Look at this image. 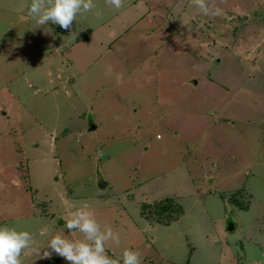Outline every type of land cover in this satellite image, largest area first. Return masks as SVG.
Here are the masks:
<instances>
[{
	"label": "rangeland",
	"instance_id": "rangeland-1",
	"mask_svg": "<svg viewBox=\"0 0 264 264\" xmlns=\"http://www.w3.org/2000/svg\"><path fill=\"white\" fill-rule=\"evenodd\" d=\"M30 3L0 0V226L32 236L20 264H67L37 252L83 239L62 227L80 208L118 264H264V0H183L174 45L150 31L157 0H93L66 30Z\"/></svg>",
	"mask_w": 264,
	"mask_h": 264
},
{
	"label": "clouds",
	"instance_id": "clouds-1",
	"mask_svg": "<svg viewBox=\"0 0 264 264\" xmlns=\"http://www.w3.org/2000/svg\"><path fill=\"white\" fill-rule=\"evenodd\" d=\"M112 8L119 9L121 0H106ZM196 8L203 15L220 16L219 8L209 9L206 0H193ZM95 7L93 0H31L28 15L33 17L36 25L51 22L60 29H69L77 14L87 13ZM64 229L73 230L83 235L82 240H71L62 233L52 235L37 256L47 259L55 254L67 264H118L105 254V244L111 241L119 243L118 235L110 228L101 226L90 215L86 208L72 212L70 218L64 221ZM32 245V236L27 231H17L13 228L0 226V264H20L21 251ZM119 264H140L139 253L128 249L123 250Z\"/></svg>",
	"mask_w": 264,
	"mask_h": 264
},
{
	"label": "crops",
	"instance_id": "crops-1",
	"mask_svg": "<svg viewBox=\"0 0 264 264\" xmlns=\"http://www.w3.org/2000/svg\"><path fill=\"white\" fill-rule=\"evenodd\" d=\"M157 1L159 3V9H157L158 10L157 15H153V20L155 19V21L157 20V22L159 23H157L155 27L152 26L150 31L151 33H153V35L157 34V36L159 35L165 37L168 36L167 38L169 39V41L171 38V43L172 45H174L176 42L175 37L178 35V33H180V30L183 28V24H184L183 19L188 18L186 15L183 16L182 14L183 0H157ZM165 4L167 6H165ZM226 15L229 16V14ZM147 16H149L148 13ZM149 23H150V19H148V21L145 24L149 25ZM193 26L194 24L191 23V25L186 27L187 29H189V32L192 34L194 32ZM141 31L146 33V29L144 28V25H142V28L139 29V35L141 34ZM195 44L199 47L198 42H195ZM212 50L215 49L212 48Z\"/></svg>",
	"mask_w": 264,
	"mask_h": 264
},
{
	"label": "water",
	"instance_id": "water-1",
	"mask_svg": "<svg viewBox=\"0 0 264 264\" xmlns=\"http://www.w3.org/2000/svg\"><path fill=\"white\" fill-rule=\"evenodd\" d=\"M92 128H94V127H92ZM106 186V182H104V181H100V183H99V187L101 188V189H104V187ZM229 229H231L232 228V226L231 225H229Z\"/></svg>",
	"mask_w": 264,
	"mask_h": 264
},
{
	"label": "built area",
	"instance_id": "built-area-1",
	"mask_svg": "<svg viewBox=\"0 0 264 264\" xmlns=\"http://www.w3.org/2000/svg\"><path fill=\"white\" fill-rule=\"evenodd\" d=\"M157 138H158V136H157Z\"/></svg>",
	"mask_w": 264,
	"mask_h": 264
}]
</instances>
